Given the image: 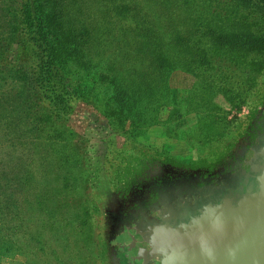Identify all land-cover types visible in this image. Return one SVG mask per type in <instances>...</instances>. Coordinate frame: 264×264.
<instances>
[{"label":"rangeland","instance_id":"374dc122","mask_svg":"<svg viewBox=\"0 0 264 264\" xmlns=\"http://www.w3.org/2000/svg\"><path fill=\"white\" fill-rule=\"evenodd\" d=\"M83 4L85 10L87 2ZM2 9L0 1V38L10 35L12 23ZM251 21L245 19L241 29L242 23L230 24L240 33L232 45L241 50L235 56L223 55V87L213 88L205 98L212 101L197 103L196 78L176 70L170 80L176 109L166 110V122L162 117L164 122L143 133L122 131L96 105L78 96L68 99L67 109L57 107L60 119L51 116L50 101L44 96H40L43 102L33 97L32 103L22 106L15 123L27 122L30 113L36 112L37 123L56 125L49 129L34 126L23 133L26 141L37 137L33 144L26 142L6 152V159L17 158L22 163L18 168L27 167L32 175L25 176L18 194L9 196L8 192L0 202L3 218L10 219L14 208L19 214L10 225L15 228L5 230L11 235L17 227L19 236L12 237L18 236V242L3 237L5 245L13 246L0 243V264H123L117 240L139 232L143 221L130 211L140 193L147 195V189L154 186L149 204H163L174 195L187 198L202 178L209 181L204 187L211 182L219 183V189L235 185L237 173L225 176L228 162L239 157L249 138L264 133V50L246 49L248 34L256 33ZM198 40L207 49H227L233 43L230 39ZM4 51L11 63H23L21 48L15 43ZM75 81L78 75L70 84ZM2 85L0 116L6 117L5 99L23 89L12 82ZM12 135L8 129L7 137ZM254 160L255 156L251 164ZM4 168L7 178L18 169L14 163ZM164 169L173 173H163ZM123 203L128 205L120 209Z\"/></svg>","mask_w":264,"mask_h":264},{"label":"trees","instance_id":"16d2710c","mask_svg":"<svg viewBox=\"0 0 264 264\" xmlns=\"http://www.w3.org/2000/svg\"><path fill=\"white\" fill-rule=\"evenodd\" d=\"M0 1L3 13L12 19L10 35L0 38V88L12 82L23 89L5 99L6 117L0 116V202L8 192L18 194L25 176L32 175L31 169L18 168L22 163L17 158L6 159L7 150L33 144L37 137L26 141L23 133L34 126L56 125L37 123L36 112L27 122L15 123L22 106L32 103L33 97L41 102L40 96L47 98L51 116L60 119L57 107L67 109L68 99L78 96L96 105L122 131L140 134L166 122L165 111L176 109L170 81L176 70L196 78L197 103L212 101L205 98L213 88L223 87V55L235 56L241 50L232 45L240 33L231 23L252 18L256 33L248 34L246 49L264 50V0H92L93 11L91 0ZM202 37L233 43L227 49H207L198 43ZM14 43L21 48L23 63H11L6 56L4 48ZM75 75L79 81L70 84ZM8 129L13 133L10 137ZM9 163L18 168L11 178L4 170ZM2 208L0 243L5 245L3 237L18 242L17 227L11 235L5 231L13 228L18 209L7 219L1 216ZM12 235H18L16 240Z\"/></svg>","mask_w":264,"mask_h":264},{"label":"flooded vegetation","instance_id":"af4514ba","mask_svg":"<svg viewBox=\"0 0 264 264\" xmlns=\"http://www.w3.org/2000/svg\"><path fill=\"white\" fill-rule=\"evenodd\" d=\"M248 140L239 157L228 162L225 176L230 175V172L237 173L235 185L224 184L223 188L219 189L221 187L219 183L211 182L204 187L209 181L202 178L200 184L190 191L187 198L174 195L163 204H149L154 186L147 189V195L140 193L134 201L136 207L130 211L143 221L139 232L134 235L131 242L125 237H119L117 240L118 249L123 253V264L150 262L153 264L166 259L171 252L170 249L179 244L176 237L182 238L186 230L197 228V220L201 216L205 217L208 210L206 207L217 205L226 199L239 200L247 193L252 194L256 191L255 177L264 164V133L259 132L254 140L250 138ZM253 156L255 160L251 164ZM171 170L164 169L163 173L171 174L173 173ZM165 176L167 177V174ZM124 205L125 203L120 209L128 204ZM158 205L160 208H157Z\"/></svg>","mask_w":264,"mask_h":264},{"label":"water","instance_id":"95a60500","mask_svg":"<svg viewBox=\"0 0 264 264\" xmlns=\"http://www.w3.org/2000/svg\"><path fill=\"white\" fill-rule=\"evenodd\" d=\"M255 179L256 191L206 207L197 228L176 237L179 244L153 264H264V164Z\"/></svg>","mask_w":264,"mask_h":264}]
</instances>
